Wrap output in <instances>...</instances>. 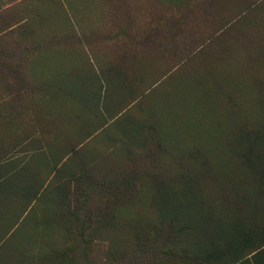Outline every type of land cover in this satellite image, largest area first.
<instances>
[{"label": "trees", "instance_id": "1", "mask_svg": "<svg viewBox=\"0 0 264 264\" xmlns=\"http://www.w3.org/2000/svg\"><path fill=\"white\" fill-rule=\"evenodd\" d=\"M199 1L164 21L185 54L166 66L148 63L160 21L151 43L122 25L103 52L100 28L119 18L0 0V162L15 157L1 238H14V264H264V0ZM203 3L232 14L185 46Z\"/></svg>", "mask_w": 264, "mask_h": 264}, {"label": "rangeland", "instance_id": "2", "mask_svg": "<svg viewBox=\"0 0 264 264\" xmlns=\"http://www.w3.org/2000/svg\"><path fill=\"white\" fill-rule=\"evenodd\" d=\"M187 1L188 0H122V5H104L106 7L105 10H111V14L113 16L111 17V20H116L117 18H114V16H119L120 13H122L123 18L128 17L129 19L135 20L136 23L134 24L136 25L137 35L135 34V32H131L134 31V27L132 30L128 29L126 25L122 22V19H119V23L117 21H110V23L106 24V27L100 28V35H108L107 37L110 36V40H102L100 42L99 47H101L102 51L104 52L106 48H109V46L118 43V38H120L119 35H122V33L119 32V29H122V25L127 29L129 37H136V40L139 42L142 41L143 44L151 43L146 40L147 36H145L146 34L148 35V33H150V27L153 26L154 23L156 25L157 21H160V23L163 24L167 18H172L173 16L176 17L178 13L181 12V9L185 7ZM196 1L200 4L199 0ZM201 5L203 6H199L198 10L189 13V17L185 21L184 31L186 30V32L189 33V36H186L189 38V40H186V42H189V44L185 42V46L191 45L190 41L191 43L193 42L195 45L197 44L196 41L198 39L206 40L215 25L218 24L215 17H223V15L232 14V11L230 10L231 6L229 5H224L223 7H220L218 4H216L213 9H209L211 7L209 3H203ZM207 5H209V7ZM225 7H227L229 11H226L224 9ZM97 8L98 6H94L92 10L97 11ZM115 23H118V25L115 26ZM167 24H169V22ZM158 28L160 30V35L163 37L158 38L156 36L155 42L153 44L157 45L158 51L160 50L159 57L156 56V51L153 52L152 49H149L147 51L149 52L148 63L151 62V65H160L161 62L162 65L166 66H168L169 64L171 65L172 63H174L175 65L177 63H180V60L183 59L185 54L178 53L176 55L174 51H170L169 43L173 42L177 45L178 49H181V41H183V38L181 39V37H183V34L181 32H177L171 35L170 31L173 30V27L169 28L164 24L159 25ZM158 28L156 27L155 30H158ZM199 42L200 40L198 41V43ZM147 48L149 47H146V49ZM187 52L188 51L186 50V53ZM189 56H192L191 52L189 53ZM195 58L196 59L194 61L189 62V70H197L198 68L203 67V64L205 65V60L207 59V56H203V61L201 60V58Z\"/></svg>", "mask_w": 264, "mask_h": 264}, {"label": "crops", "instance_id": "3", "mask_svg": "<svg viewBox=\"0 0 264 264\" xmlns=\"http://www.w3.org/2000/svg\"><path fill=\"white\" fill-rule=\"evenodd\" d=\"M70 1L71 3H73L78 7H80L81 5H86L87 9L85 11L78 12L77 16L78 17L84 16L88 19L90 18L111 19V17H113L111 14V10L109 9H107L109 11L105 10L106 7L104 5H110V4L122 5V0H70ZM94 6H98L97 11L92 10ZM114 18L122 19V13H120L119 16L117 15L114 16ZM0 126H1L0 129H2V123L0 124ZM6 130H7L6 132L8 133L9 132L8 127L6 128ZM6 140H7L6 145L8 146V139ZM14 159L15 157L11 159L8 158L0 162V182L5 181V179L9 178L10 174H13L15 172ZM3 188H4L2 189L3 191H11L12 186L9 187V185H7ZM8 212H9V207L7 205L6 206L0 205V264H14L13 263L15 257L14 238L9 237V235L1 238V234L4 226L6 227L8 226V214H6ZM4 217H6L5 223L3 221ZM13 230L14 228L12 227L11 232H13Z\"/></svg>", "mask_w": 264, "mask_h": 264}]
</instances>
